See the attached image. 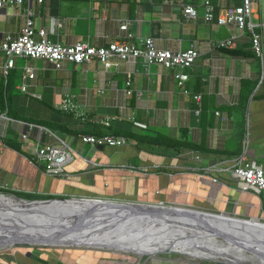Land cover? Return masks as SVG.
I'll return each instance as SVG.
<instances>
[{"label":"crops","instance_id":"crops-1","mask_svg":"<svg viewBox=\"0 0 264 264\" xmlns=\"http://www.w3.org/2000/svg\"><path fill=\"white\" fill-rule=\"evenodd\" d=\"M239 1L212 2L222 9L240 4ZM203 2L30 0L40 12L35 17L36 28H46L48 38L63 44L86 40L106 46L117 34H126L120 26L127 21L137 45L153 36L157 48L180 50L194 44L200 55L190 70L186 88L191 93L187 94L177 85L174 69L158 63L146 68L142 59L121 61L110 69H105L99 60L66 62L62 69H55L44 58L16 56L11 70L15 80L13 94L23 97L18 105L25 114L47 119L54 110H66L88 122L104 125L102 121L109 120V126L114 127L131 123L137 134L174 140L180 139L184 130L186 146L179 153L174 148L140 144L129 138L125 146L100 149L55 131L80 153L66 166V175L58 176L47 173L34 160L32 141L21 137L25 121H16L0 110L1 115H7H0V187L44 197L163 202L264 220V190H241L229 171L206 169L214 165L231 167L241 154L264 166V58L253 51L250 30L206 22ZM185 4L198 9L196 21L184 19ZM251 20L264 39V1L255 6ZM24 22L19 6L1 8L0 40L7 34L19 33ZM226 38H233L234 45H211L212 40ZM234 49L238 51L233 52ZM3 62L4 58H0V78ZM25 66L33 69L34 77L23 81ZM127 80L133 81L136 90H142L144 95H127ZM24 82L25 91L20 88ZM101 88L104 93L99 92ZM247 88L252 91L245 98ZM195 94L201 98L196 99ZM134 113L136 118L131 120ZM35 136L36 129L31 132V138ZM42 140L57 141L48 132H44ZM215 177L218 180H213ZM99 251L46 247L40 254L31 251V255L25 252L22 257L20 249H10L1 251L0 264H130L127 258L106 260L107 256ZM159 261L153 259L150 264H173Z\"/></svg>","mask_w":264,"mask_h":264},{"label":"water","instance_id":"water-1","mask_svg":"<svg viewBox=\"0 0 264 264\" xmlns=\"http://www.w3.org/2000/svg\"><path fill=\"white\" fill-rule=\"evenodd\" d=\"M98 148L104 149V146ZM34 232L45 235L46 240L16 237L17 233L36 234ZM75 236L136 247L180 244L224 254V258L211 260L226 264L264 263V220L258 216L242 217L223 211L126 198L57 196L27 199L0 190V253L1 249L10 250L15 245L25 244L88 246L115 251L105 243L77 241ZM62 238L60 243L58 240ZM66 239L72 242H65ZM213 245L222 250L219 252ZM126 248L116 251L137 252ZM27 254L31 255V250Z\"/></svg>","mask_w":264,"mask_h":264},{"label":"built area","instance_id":"built-area-1","mask_svg":"<svg viewBox=\"0 0 264 264\" xmlns=\"http://www.w3.org/2000/svg\"><path fill=\"white\" fill-rule=\"evenodd\" d=\"M43 3L47 0H38ZM264 0H241L240 4H234L216 11V6L210 0H204V20L209 23L220 25H233L237 30H250L252 33V46L255 52L262 59L264 58V39L263 33L257 32L256 24L251 18L255 12V6ZM17 5L22 9L25 22L17 34H7L0 40V58H4L2 64L3 78L7 80L11 70L15 67L14 58L22 56L26 58H44L55 69H62L66 62L75 64L91 63L99 60L105 69L119 65L121 61L137 62L142 59L143 65L148 68L151 64L158 63L168 69H174L173 75L179 87L184 93H191L186 88V82L190 77V70L200 55L196 45L192 44L187 49L171 50L160 49L155 45V38L148 36L140 46L134 42L135 35L129 30L127 21L121 23L120 29L126 34H117L115 38L106 46H97L89 41L81 40L74 44H63L48 38L46 28H36L35 17L40 15L30 4V0H0V9L7 5ZM183 16L187 21H196L199 11L193 4L184 5ZM214 47H230L234 45L233 38L216 39L211 41ZM33 78V69L25 66L22 74L23 81ZM21 90H26V83H22ZM100 93L105 89L101 88ZM125 92L127 95L137 94L139 97L144 95L142 90H136L131 80L126 81ZM196 99H200V94H195ZM219 113V112H218ZM1 115V114H0ZM1 116L7 117L6 114ZM131 120L136 118L135 113L129 117ZM26 129L21 137L29 142L34 149L35 161L47 173L53 175H66V166L71 163L76 155L80 153L74 149L69 141L55 131L33 122H25ZM106 126L110 125L109 120H103ZM36 129L35 138H31V132ZM44 132L50 133L57 141L51 143L43 142ZM81 141L92 147L99 145L121 147L127 145L130 140L122 135L107 133L103 135L81 134ZM248 141V140H246ZM199 157V156H197ZM207 170L229 171L232 178L238 181L241 190H250L261 193L264 190V166L258 164L256 160H249L245 154H241L231 167L209 166ZM213 180H218L215 177ZM1 188L9 189L7 186ZM140 262L138 261L139 264Z\"/></svg>","mask_w":264,"mask_h":264},{"label":"trees","instance_id":"trees-1","mask_svg":"<svg viewBox=\"0 0 264 264\" xmlns=\"http://www.w3.org/2000/svg\"><path fill=\"white\" fill-rule=\"evenodd\" d=\"M210 1L212 2L213 0H210ZM219 10L220 9L216 7V11H219ZM232 51L237 52L238 50L234 49ZM253 51L255 52L254 48H253ZM14 87H15V80H14V74L12 73V71H11V74L8 76L7 80H5V78L3 77L0 78V110L6 111L7 115L16 121L23 120L25 122L37 123V124L46 126L49 129L58 132L59 134H66V135L73 136L75 137L76 140H81L80 138L81 134L103 135L107 133H115L118 135L123 134L122 136L128 139L133 138L136 140L137 143H140V144L141 143L142 144L147 143L148 145L158 144V145L164 146L167 149L174 148L179 153L183 150V148L185 149L186 145L184 141L186 140V133L184 132V130H182L180 139L174 140L167 136L152 137L150 135L137 134L134 130V125L131 123H128L126 126H124V123H123L122 124L123 127H120V126L114 127V126L100 125L98 123H93L91 121L88 122L86 119L74 117L73 113H71L70 111H66V110H54V113L52 114V116L47 119L37 118L31 115L25 114L22 108H20L18 105L20 103V98H23V97L15 96L13 94ZM245 90L246 91L244 95H246L245 98H247L248 94L252 91V88H247ZM0 190L3 192H7V193H15L18 196L24 197L27 199L49 198V197L40 196L34 193H26V192L11 190V189H4L1 187H0ZM0 255H3V253ZM36 259L40 260L41 258L36 257ZM18 261L22 263V261L20 260Z\"/></svg>","mask_w":264,"mask_h":264},{"label":"rangeland","instance_id":"rangeland-1","mask_svg":"<svg viewBox=\"0 0 264 264\" xmlns=\"http://www.w3.org/2000/svg\"><path fill=\"white\" fill-rule=\"evenodd\" d=\"M7 193V192H5ZM9 194V193H7ZM59 246V245H58ZM58 246H50V245H39V244H25V245H15L14 247H12V250H17L20 249L22 251L21 256L24 257L25 252H27L28 250L33 251L34 253L40 254L41 249H45L46 247H52V248H57ZM59 247H67V246H59ZM69 247H77V246H69ZM82 248H89L92 250H100L99 252H102L106 258V260H108L109 258H112L113 260H115V257H119V258H127L128 262H130V264H136L138 263V261L140 262L139 264H150L152 263L153 259H158L160 260L159 262H172L173 264H222L224 262H220V261H215V260H211V259H207V258H193V257H189L183 253L180 252H159L156 254H150V255H140L138 253H133V252H122V251H114L111 249H107V248H94V247H88V246H82ZM2 251L4 249H1ZM121 260V259H120ZM151 260V261H150ZM115 261H113L114 263ZM226 264V263H224Z\"/></svg>","mask_w":264,"mask_h":264},{"label":"bare ground","instance_id":"bare-ground-1","mask_svg":"<svg viewBox=\"0 0 264 264\" xmlns=\"http://www.w3.org/2000/svg\"><path fill=\"white\" fill-rule=\"evenodd\" d=\"M36 233V232H34ZM39 233H36V234H32V233H27V234H20V233H17L16 234V237H20L21 240H36V241H42V240H46L44 239L43 234H39ZM61 237H58V239H60ZM75 240L77 241H83V242H86V243H92V242H98L99 244H102L105 243V241H96V240H89L87 238H82V237H77L75 236L74 238ZM56 241V240H55ZM60 243L63 242V238L61 240H58ZM72 242L71 239L67 240L65 242ZM107 244L109 247L115 249V250H121V249H127V247H130L132 249H134L133 251H137V252H133V253H138L140 255H145L146 253H149V254H146V255H150V254H156V253H159L158 251H166L167 250H170V248H173L175 251L174 252H180V253H183L189 257H193V258H213V259H218V258H224V254H217V253H214V252H205L203 250H199L197 247H191V246H184V245H174V244H163L161 246H158V245H151V246H144V245H141L139 247H136V246H133V245H121V244H116V245H112L111 243H105ZM214 246V245H213ZM214 248H216L218 251L219 249L222 250V247L220 246H214ZM127 251V250H126ZM169 252V251H168ZM220 252V251H219ZM259 263L261 264H264L262 263L261 261H258Z\"/></svg>","mask_w":264,"mask_h":264}]
</instances>
